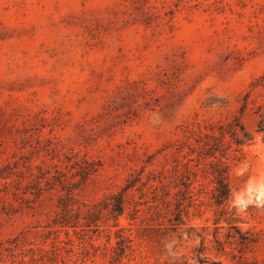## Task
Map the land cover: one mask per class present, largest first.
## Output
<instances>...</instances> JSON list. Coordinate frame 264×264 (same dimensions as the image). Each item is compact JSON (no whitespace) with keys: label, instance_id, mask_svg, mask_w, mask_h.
<instances>
[{"label":"rangeland","instance_id":"1","mask_svg":"<svg viewBox=\"0 0 264 264\" xmlns=\"http://www.w3.org/2000/svg\"><path fill=\"white\" fill-rule=\"evenodd\" d=\"M261 192L264 0H0V264H264Z\"/></svg>","mask_w":264,"mask_h":264},{"label":"trees","instance_id":"2","mask_svg":"<svg viewBox=\"0 0 264 264\" xmlns=\"http://www.w3.org/2000/svg\"><path fill=\"white\" fill-rule=\"evenodd\" d=\"M213 170H212V174L214 176V181L217 183L215 185V188L214 190L216 191L215 193V197H216V200L219 204H222L224 202V200L228 199L231 195V187L229 185V175H228V166L227 164L222 161V160H219L217 162H215L213 164ZM163 172L162 171H157V172H151L150 174L155 178H157V176L159 174H162ZM147 183H149V189L151 190V192L154 194L155 197H158L159 196V191L162 190V192H165V194H167V187L168 185L164 182V180L158 176L157 179H155L154 182H151V178L149 177L148 180H147ZM132 185L131 184H128L125 186L124 188V192L125 190H127L128 188H130ZM121 196H117L116 194L112 195V197H116L118 198L117 199V203H115L114 205H112L110 208H109V211L113 214H122L125 210V195L124 193H120ZM165 202V203H169L170 201L169 200H163L162 199V202ZM181 205L182 203L180 201L177 200V207H176V211L174 212V217L173 219L176 221L173 223L174 227L173 228H177V225L178 224H181L183 223L182 221V218H181V212H182V209H181ZM153 207H157L159 206V204H155V205H152ZM137 210V209H136ZM93 211L91 210V208H86V215H90ZM62 219V218H61ZM171 220V219H170ZM63 225H66V221H63L62 220L60 221ZM87 226L89 225L88 224V221L86 222ZM120 231L123 230V228H120L119 229ZM125 239H127L129 242L132 240L129 236H124Z\"/></svg>","mask_w":264,"mask_h":264},{"label":"clouds","instance_id":"3","mask_svg":"<svg viewBox=\"0 0 264 264\" xmlns=\"http://www.w3.org/2000/svg\"><path fill=\"white\" fill-rule=\"evenodd\" d=\"M258 200L261 201L262 203H264V192L260 193V197H258ZM253 201L251 199H249L248 201H244L243 205H246L247 203H252Z\"/></svg>","mask_w":264,"mask_h":264}]
</instances>
